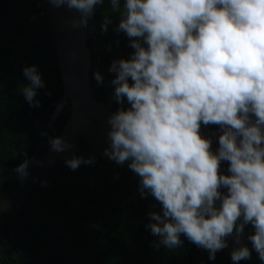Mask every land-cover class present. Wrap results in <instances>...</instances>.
<instances>
[{
	"label": "trees",
	"instance_id": "trees-1",
	"mask_svg": "<svg viewBox=\"0 0 264 264\" xmlns=\"http://www.w3.org/2000/svg\"><path fill=\"white\" fill-rule=\"evenodd\" d=\"M90 56L93 98L122 115L180 178L207 198L240 187L230 140L242 107H264V0H71ZM62 95L46 17L37 0L0 2V201L28 164ZM66 103L46 134L60 135ZM81 139L79 150L84 148ZM241 159L264 186V115L250 114ZM53 188L37 185L20 209L13 250L20 264H228L225 242L196 210L96 155H71ZM260 185V187H258ZM261 193V192H260ZM264 215V196L252 205ZM0 217V264H16L9 216ZM29 212V213H28ZM240 238L243 259L264 264V224L241 211L216 215ZM37 224L39 227L37 228Z\"/></svg>",
	"mask_w": 264,
	"mask_h": 264
},
{
	"label": "water",
	"instance_id": "water-1",
	"mask_svg": "<svg viewBox=\"0 0 264 264\" xmlns=\"http://www.w3.org/2000/svg\"><path fill=\"white\" fill-rule=\"evenodd\" d=\"M37 2L48 22L62 95L55 110L48 117L32 157L18 174L16 185L0 201V217L11 209L9 241L2 247L11 250L16 264H20L13 250V236L17 214L20 209L26 210V197L43 182L51 188L58 176L54 171L71 155L80 153L85 163L89 162L91 154L99 156L104 161L135 174L137 180L156 186L163 191V196L169 201H175L177 206L196 210L208 223L212 233L218 234L224 240L228 264H235V254L241 260L240 238L227 231L216 220V215L227 211H241L249 220L258 225L264 224V215H256L252 210L258 195L249 169L242 162L240 148V135L245 118L250 114L264 115V107H242L231 100L229 89L240 78L241 66L237 76L225 89L227 101L239 110L230 147L240 192L235 198H207L189 188L180 178L182 171L169 166L138 129L126 122L122 115L111 113L93 98L88 77L91 67L89 50L81 20L71 0ZM66 103L70 105L68 120L54 143L43 151L46 134ZM81 139L85 145L79 150Z\"/></svg>",
	"mask_w": 264,
	"mask_h": 264
},
{
	"label": "clouds",
	"instance_id": "clouds-1",
	"mask_svg": "<svg viewBox=\"0 0 264 264\" xmlns=\"http://www.w3.org/2000/svg\"><path fill=\"white\" fill-rule=\"evenodd\" d=\"M255 189H256V186H255ZM260 192H262V189L260 190ZM260 192H257V195L258 194H260L261 195V193ZM262 196V195H261ZM222 226V225H221ZM235 235V234H234ZM237 237V236H236ZM237 238H239V237H237ZM239 247H241V241H240V244H239ZM241 250H242V248H241ZM225 251H226V245H225ZM226 253V252H225ZM226 255V254H225ZM236 256H238V258H239V255L238 254H235V257H234V260H235V264H236ZM227 258V257H226ZM242 259H243V250H242ZM241 259V260H242ZM239 260H240V258H239ZM227 262H228V260H227Z\"/></svg>",
	"mask_w": 264,
	"mask_h": 264
},
{
	"label": "flooded vegetation",
	"instance_id": "flooded-vegetation-1",
	"mask_svg": "<svg viewBox=\"0 0 264 264\" xmlns=\"http://www.w3.org/2000/svg\"><path fill=\"white\" fill-rule=\"evenodd\" d=\"M248 169H249V172L252 170L251 167H248ZM250 175H251V172H250ZM57 180H58V176H57ZM57 180H56V181H57ZM56 181L53 183V185H52L51 188H53V187L55 186ZM253 183H254V182H253ZM258 187H260V185H259ZM260 188H261V187H260Z\"/></svg>",
	"mask_w": 264,
	"mask_h": 264
},
{
	"label": "built area",
	"instance_id": "built-area-1",
	"mask_svg": "<svg viewBox=\"0 0 264 264\" xmlns=\"http://www.w3.org/2000/svg\"><path fill=\"white\" fill-rule=\"evenodd\" d=\"M261 195L264 196V190L261 192Z\"/></svg>",
	"mask_w": 264,
	"mask_h": 264
},
{
	"label": "rangeland",
	"instance_id": "rangeland-1",
	"mask_svg": "<svg viewBox=\"0 0 264 264\" xmlns=\"http://www.w3.org/2000/svg\"><path fill=\"white\" fill-rule=\"evenodd\" d=\"M261 189H262V191L264 190V186L262 187V185H261Z\"/></svg>",
	"mask_w": 264,
	"mask_h": 264
}]
</instances>
